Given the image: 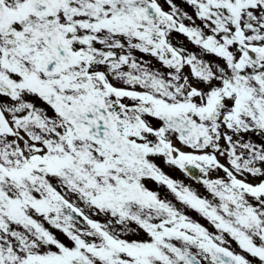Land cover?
<instances>
[{"label": "snow or ice", "instance_id": "1", "mask_svg": "<svg viewBox=\"0 0 264 264\" xmlns=\"http://www.w3.org/2000/svg\"><path fill=\"white\" fill-rule=\"evenodd\" d=\"M0 264H264V0H0Z\"/></svg>", "mask_w": 264, "mask_h": 264}, {"label": "rangeland", "instance_id": "2", "mask_svg": "<svg viewBox=\"0 0 264 264\" xmlns=\"http://www.w3.org/2000/svg\"><path fill=\"white\" fill-rule=\"evenodd\" d=\"M171 173H174V177L180 178V179H185L178 171L173 170Z\"/></svg>", "mask_w": 264, "mask_h": 264}, {"label": "flooded vegetation", "instance_id": "3", "mask_svg": "<svg viewBox=\"0 0 264 264\" xmlns=\"http://www.w3.org/2000/svg\"><path fill=\"white\" fill-rule=\"evenodd\" d=\"M172 171H173V170H170V174L174 176V173H171ZM185 182H186V183H192V181L187 180V179H185ZM152 186L155 187V185H152ZM202 222H203V221H202Z\"/></svg>", "mask_w": 264, "mask_h": 264}]
</instances>
